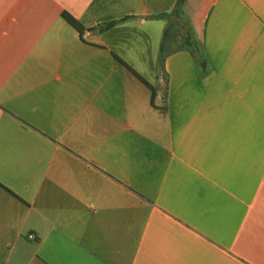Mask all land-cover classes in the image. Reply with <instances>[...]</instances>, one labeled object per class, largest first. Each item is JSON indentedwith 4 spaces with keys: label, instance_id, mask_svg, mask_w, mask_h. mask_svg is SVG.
Masks as SVG:
<instances>
[{
    "label": "crops",
    "instance_id": "obj_1",
    "mask_svg": "<svg viewBox=\"0 0 264 264\" xmlns=\"http://www.w3.org/2000/svg\"><path fill=\"white\" fill-rule=\"evenodd\" d=\"M0 264H264V0H0Z\"/></svg>",
    "mask_w": 264,
    "mask_h": 264
},
{
    "label": "trees",
    "instance_id": "obj_2",
    "mask_svg": "<svg viewBox=\"0 0 264 264\" xmlns=\"http://www.w3.org/2000/svg\"><path fill=\"white\" fill-rule=\"evenodd\" d=\"M184 0H178V4H180L181 2H183ZM62 18H64V20H66L72 27H74L77 30H82V25L79 23V21L77 19H75L73 16H71L69 13L67 12H62ZM114 22L110 21L106 24V26H111Z\"/></svg>",
    "mask_w": 264,
    "mask_h": 264
},
{
    "label": "built area",
    "instance_id": "obj_3",
    "mask_svg": "<svg viewBox=\"0 0 264 264\" xmlns=\"http://www.w3.org/2000/svg\"><path fill=\"white\" fill-rule=\"evenodd\" d=\"M30 237L32 238V237H33V235H30Z\"/></svg>",
    "mask_w": 264,
    "mask_h": 264
},
{
    "label": "rangeland",
    "instance_id": "obj_4",
    "mask_svg": "<svg viewBox=\"0 0 264 264\" xmlns=\"http://www.w3.org/2000/svg\"><path fill=\"white\" fill-rule=\"evenodd\" d=\"M191 43H192V42H191ZM191 43H190V44H191Z\"/></svg>",
    "mask_w": 264,
    "mask_h": 264
}]
</instances>
